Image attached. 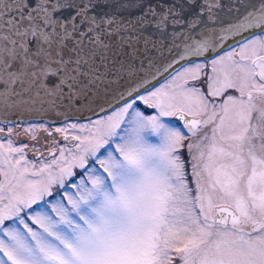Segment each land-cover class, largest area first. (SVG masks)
<instances>
[{
	"label": "snow or ice",
	"instance_id": "snow-or-ice-1",
	"mask_svg": "<svg viewBox=\"0 0 264 264\" xmlns=\"http://www.w3.org/2000/svg\"><path fill=\"white\" fill-rule=\"evenodd\" d=\"M102 2L0 0L4 123L110 97L33 160L0 136V264H264V0Z\"/></svg>",
	"mask_w": 264,
	"mask_h": 264
},
{
	"label": "water",
	"instance_id": "water-1",
	"mask_svg": "<svg viewBox=\"0 0 264 264\" xmlns=\"http://www.w3.org/2000/svg\"><path fill=\"white\" fill-rule=\"evenodd\" d=\"M141 2L145 5L148 3L157 4L160 2V0H103L100 7L97 8V12L100 14H103L104 12H115L117 15L124 18H134L144 10L143 7H137V5L141 4ZM220 2L223 5L222 9H220V15L222 19L226 22H230L233 19V15L235 13H229V8H240L243 10V5L247 2V0H220ZM122 5H124V7H121ZM195 11L196 9H189L185 15H191ZM126 51H130V49H126ZM149 55L155 57L156 54L151 52L143 53L129 59L124 53H121L118 56V60L121 62L126 61L130 64H133L134 69H139L141 61H144L146 66L147 56ZM109 99L110 97L105 96L103 87H101L99 93H96L95 90H93V94L90 96V98H81L75 101L73 106L66 105L65 107L58 109L56 112L16 114L8 116L7 119L47 118L52 120H61L65 119V117L68 119L91 117L94 116L92 110L99 111L100 106L107 107V101ZM0 119L4 118L0 117Z\"/></svg>",
	"mask_w": 264,
	"mask_h": 264
},
{
	"label": "flooded vegetation",
	"instance_id": "flooded-vegetation-1",
	"mask_svg": "<svg viewBox=\"0 0 264 264\" xmlns=\"http://www.w3.org/2000/svg\"><path fill=\"white\" fill-rule=\"evenodd\" d=\"M257 35H259V32L257 31ZM252 38L248 33H244L240 36H236L234 38H230V46L232 48L239 47V44H242L245 40ZM226 51L228 49H225ZM90 118L95 119V116H91ZM77 118H69V122L75 121ZM8 120H16L17 124L12 125L8 123H4L3 119H0V127L4 128V133L0 134V136L8 137V129L12 128L11 133V139L14 142L15 146H22L27 144L29 147L26 149V152L28 153V159L33 160L34 157H38L39 153L35 152L33 150V145H37L36 141H33L31 139V136L34 134L36 135L37 139L39 140V145L37 147H40L42 145H46L48 143H51L53 139H59L60 134L55 132L56 127L63 126V121L65 119L61 120H52L47 118H20V119H8ZM81 122H84V118H80ZM175 122V121H174ZM182 123V122H180ZM26 128H33V132H25ZM48 128L49 131L52 132V136L50 137L48 135V132H45L43 129ZM185 144H187V141H185ZM40 151H44L43 147H40ZM184 158L187 159V151L182 150ZM46 155V153H45ZM37 167H39V161H36Z\"/></svg>",
	"mask_w": 264,
	"mask_h": 264
}]
</instances>
